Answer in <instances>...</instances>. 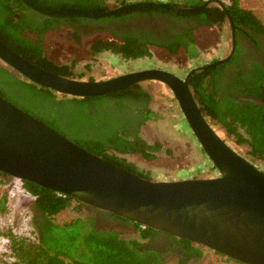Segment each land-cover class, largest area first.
<instances>
[{"label":"trees","instance_id":"16d2710c","mask_svg":"<svg viewBox=\"0 0 264 264\" xmlns=\"http://www.w3.org/2000/svg\"><path fill=\"white\" fill-rule=\"evenodd\" d=\"M29 1L53 13H100L111 9L107 1H113L117 7L132 2L131 0H54V3L50 2L51 0ZM205 2L206 0H179V2L169 0L165 3L198 7ZM224 3L236 26L246 28L250 33L264 35V24L261 19L252 10L242 7L240 0H227ZM136 13H158L179 21L187 19L194 22L192 27L222 26L227 19L226 11L217 4L194 12L152 6L134 7L116 15L93 19L49 17L34 11L21 0H0V39L36 66L50 72L72 76L75 74V62L58 64L45 54L43 40L47 30L66 24L73 29L78 38L80 34L89 32L74 28L77 23L101 26L109 24L111 19ZM192 27H187L188 29L183 33L186 36H179V41L174 43L154 42L150 38L143 42L133 33L128 34L122 30L120 35V31H115V38L97 39L92 43L90 50L94 55L111 52L124 59L135 60L149 57L151 55L149 43H154L173 54L183 47L193 58L198 55V51L194 43ZM236 56L237 53L230 62H233ZM227 65L228 63H224L215 68L193 73L191 87L195 98L209 120L216 122L222 128L219 131L221 136V131L229 134L237 145L249 147L248 153L252 158L264 160V105L242 98V96L259 97L252 85L244 86V75L238 74L236 88L225 87L223 82L220 83L219 78ZM82 75L80 73L81 77ZM208 76H212L209 82ZM90 80L95 78L90 77ZM258 82L259 80L253 81V86H257ZM0 96L31 113L89 152L101 155L131 173L149 180L153 179L150 172L139 168L123 156L129 149H133L146 158H153L155 153L162 149L160 142L149 143L140 135L141 125L155 117L156 112L148 104L150 94L139 84L100 96L62 95L14 73L12 69L0 63ZM131 113L141 115L139 122L135 121ZM5 176L8 175L0 172V184L5 181ZM22 182L26 191L35 197V222L41 236L36 242L18 236L12 230L5 232L3 235L9 238L11 254L15 259L12 264H165L170 255L178 257V264H186L192 258L201 257L206 248L189 239L166 232H163L166 243L161 245L156 242V237L161 233L151 227H144L115 213L84 205L70 195L60 194L34 182L28 180ZM74 202H77L78 207L83 205L88 207L93 214L78 216L64 223L56 222V215L69 208ZM112 224L132 226L138 237H124L121 231L112 227Z\"/></svg>","mask_w":264,"mask_h":264},{"label":"water","instance_id":"95a60500","mask_svg":"<svg viewBox=\"0 0 264 264\" xmlns=\"http://www.w3.org/2000/svg\"><path fill=\"white\" fill-rule=\"evenodd\" d=\"M21 1L49 17L93 19L116 15L134 7L194 12L217 4L226 11L229 22L235 27L221 0H207L198 7L141 1L100 13H53L29 0ZM229 59L230 56L192 69L185 79L170 71L149 68L90 80L40 68L0 39V63L62 95L93 97L140 83L166 85L219 175L179 180L143 178L89 152L1 96L0 172L70 195L84 205L115 213L144 227L189 239L238 262L264 264V172L220 135L222 128L202 112L191 89V77L195 71L213 68Z\"/></svg>","mask_w":264,"mask_h":264},{"label":"rangeland","instance_id":"374dc122","mask_svg":"<svg viewBox=\"0 0 264 264\" xmlns=\"http://www.w3.org/2000/svg\"><path fill=\"white\" fill-rule=\"evenodd\" d=\"M136 1V0H132ZM152 1V0H150ZM169 1V0H153ZM179 2V0H173ZM110 8L117 7L113 1H107ZM241 6L252 10L264 24V0H240ZM226 26L200 27L195 30L198 45L205 53L190 59L184 52L170 54L165 49L151 47V57L127 60L120 55L105 52L92 60L90 44L97 39H110L109 32L95 31L82 33L77 38L71 27L62 25L47 33L45 38L46 54L59 64H68L72 59L77 62L74 69L79 77L103 79L116 73L132 72L133 70L161 68L181 77L188 69L210 61L222 54V47L230 42ZM223 45V46H222ZM180 72V73H178ZM157 83L158 90L154 92L151 103L156 116L147 121L140 132L142 138L149 143L160 142L162 149L155 153V157L146 158L139 152L126 153L123 156L135 163L139 168L150 172L154 180H179L182 178H205L219 175L194 133L189 127L177 99L172 91L164 84ZM158 91V92H157ZM223 138L235 147L236 151L251 159L261 170H264V160L252 158L247 145H237L233 137L221 131ZM16 196L12 197L11 193ZM5 199V200H4ZM35 197L26 191L22 180L5 176L0 184V264H12L14 256L11 254L10 240L3 234L12 230L18 236L31 241L40 240V231L36 225ZM5 201V202H4ZM93 214L86 206H79L74 202L66 210L56 215L58 223H64L78 216ZM121 231L124 237H138L132 226L112 224ZM205 247V246H204ZM165 264H178V257L170 255ZM186 264H244L233 260L212 249L204 248L201 257L192 258Z\"/></svg>","mask_w":264,"mask_h":264},{"label":"flooded vegetation","instance_id":"af4514ba","mask_svg":"<svg viewBox=\"0 0 264 264\" xmlns=\"http://www.w3.org/2000/svg\"><path fill=\"white\" fill-rule=\"evenodd\" d=\"M141 1H150V0H136V1H132V2H141ZM50 2L54 3V0H51ZM62 25L68 26L66 24H61L60 26H62ZM171 26H172V29H170ZM192 26H194V22H192L191 20H187V19H182L179 21V20H175V19L174 20L169 19L167 16H162L161 14H158V13H152V14H148V13L138 14V13H136V14H131L127 17H118V18L111 19L109 24H103L101 26L96 25V24L89 26V25H84V23H77L74 25V28H77L79 31H82V30L88 31L89 33H90V31L95 32L97 30L98 31H106V32H109V35H111V37H113V38L116 37L114 35L115 31L116 32L120 31L119 33L121 35V31L124 30L128 34H132V33L135 34L143 42H146L150 38L154 42L159 41V42H163V43H174L176 41H179V36L185 35L183 33L186 32V29H188L189 27H192ZM204 26L205 27L216 26L218 28L219 27L223 28L224 26H226V28L228 30L227 32H228V38H230V42L227 43L226 48H225V46L222 45L223 51L219 57H213L210 59V61H208L206 63H202L200 65H196L194 67H191L190 69H188L186 71L185 74L178 72L181 74V78L185 79L187 77L188 73L192 69L202 67L204 65H208L212 62H215L217 60H220V59H223V58L230 56V59L228 61L224 62V63H228V65L224 69V71L222 72V74L219 78L220 83L223 82L222 84H224L225 87L236 88V87H238V82H237V78L239 76L238 74L244 75V78H243L244 86L247 87V86L252 85V88H254L255 92L258 93L259 97L255 98L253 96H251V97L250 96H242V98L251 99L252 101H255V102H258V103H261L264 105V35L256 34V33H250L248 29L240 27V26L235 25V27H232L228 18L226 19V21L224 22V24L222 26L199 25L197 27H192L191 31L195 37L194 43H195V46H196L197 51H198V55L196 57H198L202 53H205L204 50L200 49V47L198 45V37L195 33L196 29H198L200 27H204ZM54 29H57V28H54ZM54 29H49L44 34L43 47L45 49V54H46V47H45L46 35L48 32H50ZM132 31H135V32H132ZM185 36H183V38L187 39V37H185ZM183 38H182V40H184ZM119 40L123 41L122 39H119ZM234 41H235V50H233V42ZM92 43L90 44V47H91ZM149 46H150V49H151V47H155V48L165 49L166 51H168L166 48L158 46V44H154V43L150 44L149 43ZM181 51L184 52L186 55H188L183 47H180L178 52H176L175 54H178ZM169 53L173 54L171 52H169ZM236 53H237V56H236L235 60L233 62H230V60L233 58V56L236 55ZM97 56L98 55L92 54L90 58L92 60H96ZM150 57L151 56H149V58ZM188 57L190 59L196 58V57L192 58L189 55H188ZM143 58H146V57H143ZM52 61H54V60H52ZM54 62H56V61H54ZM73 62H74V59H72L68 64H71ZM224 63H221V64H224ZM76 64H77V62H75V65ZM221 64H219V65H221ZM219 65H217V66H219ZM217 66H215V67H217ZM215 67H213V68H215ZM158 69H161V68H158ZM133 71H136V70H133ZM200 71H203V70H200ZM122 73L123 72H119V73H116L113 76L111 75L107 78L114 77V76L120 75ZM107 78H103V79H107ZM211 78H212V76H208L207 81L209 82L211 80ZM89 79H90V77H89ZM95 80H100V79H95ZM258 80H259L258 85L253 86L252 82L253 81L257 82ZM240 81H242V80H240ZM136 85H138V84H136ZM139 85H140V87H143L148 92V94H150V99L148 101V104H149L150 108H152L151 103H152V101H154V97H155L154 92H155V90H158L155 88L157 86V83L156 82H149V83H145V84L140 83ZM131 87H133V86H131ZM191 89H192V87H191ZM240 95H242V93ZM131 116L135 119V121H138L141 119V115H139L138 113H136V114L131 113ZM147 121H149V120H147ZM143 125H141L140 129H142ZM226 135H229V134L226 133ZM227 142L229 143V140ZM239 146H241V145H239ZM233 148L236 149L235 147H233ZM134 151L135 150H133V149H129V151L127 153L134 152ZM182 179H185V178H182ZM160 233L161 234H159L156 237V242L163 245L166 243V237L164 236L163 232H160Z\"/></svg>","mask_w":264,"mask_h":264},{"label":"built area","instance_id":"2783aa9c","mask_svg":"<svg viewBox=\"0 0 264 264\" xmlns=\"http://www.w3.org/2000/svg\"><path fill=\"white\" fill-rule=\"evenodd\" d=\"M222 1H223V2H227V0H222ZM11 196H12V197H15V196H16V193H15V192H12V193H11Z\"/></svg>","mask_w":264,"mask_h":264},{"label":"clouds","instance_id":"9594fccd","mask_svg":"<svg viewBox=\"0 0 264 264\" xmlns=\"http://www.w3.org/2000/svg\"><path fill=\"white\" fill-rule=\"evenodd\" d=\"M222 1V0H221ZM223 2V1H222ZM224 3V2H223ZM225 4V3H224Z\"/></svg>","mask_w":264,"mask_h":264}]
</instances>
